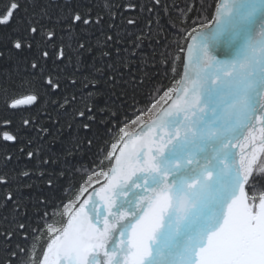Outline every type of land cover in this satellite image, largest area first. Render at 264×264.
I'll return each instance as SVG.
<instances>
[{"label":"snow or ice","instance_id":"1","mask_svg":"<svg viewBox=\"0 0 264 264\" xmlns=\"http://www.w3.org/2000/svg\"><path fill=\"white\" fill-rule=\"evenodd\" d=\"M103 7L101 14L70 0L0 3V28L12 30L0 59L14 61L16 71L0 93L13 116L28 113L18 123L0 119V143L20 146L28 161L19 171L8 168L12 155L0 162V209L11 205L0 232L11 257L5 264H264V0H187L163 54L169 82L153 85L131 110L101 107L95 76L72 79L73 88L81 86L68 93L58 69L79 65L91 51V30L102 31L105 16L115 19L108 0ZM157 7L168 10L152 0L148 11ZM113 40L105 34L102 47ZM140 49L138 38L129 57ZM115 51L116 62L95 68L100 75L114 70L106 77L112 87L123 76L116 63L129 66ZM25 52L31 55L17 56ZM100 57L110 60L112 52ZM15 88L24 91L11 93ZM82 100L83 108L73 107ZM49 105L74 113L70 130L101 126L108 138L90 156L84 150L93 139L78 135L53 151L41 133L53 138L63 127L53 133L41 125L42 114L60 125L44 111ZM33 177L60 187L61 197L25 195ZM30 200L40 205L35 227ZM15 238L23 245L13 247Z\"/></svg>","mask_w":264,"mask_h":264},{"label":"trees","instance_id":"2","mask_svg":"<svg viewBox=\"0 0 264 264\" xmlns=\"http://www.w3.org/2000/svg\"><path fill=\"white\" fill-rule=\"evenodd\" d=\"M135 3L137 7L135 9L129 10L124 5L127 3ZM187 0H162V3L168 6L167 11H162L160 8H156L154 11L149 12L148 9L152 7V0H108L111 11L115 12V19H111L109 16H105L102 31L100 29H94L92 35L86 37L88 45L91 47V51H85L81 55V61L79 65L73 60L71 63L64 62L58 65V69L61 70L62 77L64 78L65 84L67 85L68 93H73L77 91L81 85H77V88H73L70 81L76 79L78 81H83L85 76H95L99 81L97 90L101 95L96 97V102L103 107L105 104L109 106L115 105L119 110H131L132 106H140L147 99L149 93L152 90L153 85H158L159 83H168L169 80L166 74L169 73V69L164 63L163 54L170 51L169 45L175 39V32L171 26V21L178 17V9L185 7ZM3 3V0H0ZM70 3L75 8H87L93 7L94 11H99L103 14L106 9L103 5L105 0H70ZM128 19H134L136 21L135 25H130L127 23ZM149 21L152 23L149 24ZM114 24L113 28H109V24ZM10 28H0V51L6 48H11V41L9 39L11 35ZM106 35H112L114 40L108 45L107 48L102 47L103 41ZM139 38L141 44V49L138 50L136 56L129 57V53L134 50L135 43ZM97 40L100 44H97ZM76 45L73 43V49ZM120 49V56L127 58L128 67H123L119 63H116V69L123 76L117 74V80L119 81L115 87L107 82L106 77L112 74L114 70H107L103 75L95 73V68L101 65H107L109 63H114L117 61L115 49ZM102 51H111L112 58L109 60L107 58H101L100 53ZM31 53L17 54L18 57L22 58L24 56H30ZM50 62V67H51ZM21 69L23 65H20ZM11 77V79H10ZM133 77L137 83L133 82ZM16 78L15 62L8 60L7 58L0 59V88L11 84ZM143 79V83L140 84L138 81ZM89 91L91 89H88ZM23 89L15 88L11 90V93H23ZM10 93V94H11ZM79 96V93H77ZM56 99V98H54ZM85 100L80 101V103L75 104L74 108H83ZM123 106V107H121ZM44 111H47L51 116L60 120V125L53 126V123L45 115H41L40 123L41 125H47L50 127L53 133H56L57 127H63L62 133H57L53 138H48L46 134L41 133L45 136V139L49 141V146L55 151L59 147L61 141H66L72 136L78 135L82 140L87 138L93 139L94 145L91 150L85 148L86 156H90L95 152L96 146L103 143L106 140L107 133L104 127L94 126L93 131H86L82 128L77 131L76 128L69 129L67 125L73 122L71 117L74 113H62L54 105H49ZM35 112V110H34ZM21 115H28V113L16 112L15 116L11 110H5L3 103V95L0 93V119L4 117L14 118L17 123L19 122V117ZM29 135H35V132L29 133ZM18 147L13 146L11 142L8 144L0 143V162L3 161L5 155H12L13 161L9 163V169H16L19 171L26 163L27 159L23 157L18 152ZM19 156L20 159L17 161L16 157ZM35 181L34 186L31 190L26 191L25 195L32 196L34 200H39L43 198H59L62 195L60 187L55 190L49 189L45 186L43 180L33 177ZM59 186H66V181L61 179L58 181ZM3 192V188L0 187V193ZM34 200H30L27 203L28 213L32 216L33 208L40 207L39 204H34ZM11 205L8 209H0V232L8 225L9 221H5L3 217L5 215L9 216ZM34 221L33 227L36 226L35 221L37 217L32 216ZM13 247L17 243L22 242L19 238H15L11 241ZM4 241L0 237V264H5L7 259L11 257L4 251Z\"/></svg>","mask_w":264,"mask_h":264}]
</instances>
